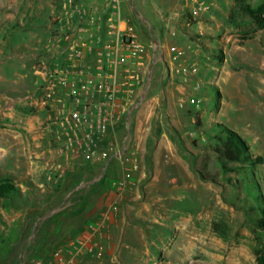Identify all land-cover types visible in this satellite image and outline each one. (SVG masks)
I'll return each mask as SVG.
<instances>
[{
    "label": "rangeland",
    "instance_id": "obj_1",
    "mask_svg": "<svg viewBox=\"0 0 264 264\" xmlns=\"http://www.w3.org/2000/svg\"><path fill=\"white\" fill-rule=\"evenodd\" d=\"M54 1L0 0V103L3 108L8 106L5 111L12 114L11 124L18 125H0V180H12L20 193L0 198V264H37L41 260L47 264L50 256L41 247L40 225L43 218L52 225L59 189L52 180L45 189L38 185L45 177L37 176L36 163L32 166L29 161L33 159L25 153L46 147H26L20 134H25L22 128L28 116L39 117L41 134L47 135L51 148L57 147L43 126L47 113L35 102L38 57L30 56L37 52L36 47L41 51L50 37L49 26L57 11ZM247 1L253 7L264 4V0ZM217 2L220 26L197 33L192 42H179L172 32L185 33L182 23L188 26L198 21L193 15L197 6L179 16L172 31L159 15L147 17L155 27L150 28L140 26L129 13L148 54L146 82L127 115L135 139L129 138L130 145H137L138 136L147 133L145 151H153L155 137L168 134L177 151L164 143L163 150L176 167L183 168L177 170L183 185L165 188L166 216H154L157 225L148 223L152 220L134 219L133 227L143 231L138 238L129 236L131 241L118 259L94 255L103 264H257L256 252L264 248V231L254 230L258 207L264 203V164L230 163L232 171L225 172L214 151L218 145L216 124L220 123L248 142L252 157H264V29H258L234 0ZM193 30L188 28V33ZM172 47L182 55L175 57ZM188 108L191 110L186 111ZM157 117L163 122L156 123ZM176 119L181 124L171 125ZM122 128L126 135V124ZM134 158L138 160L137 155ZM160 158L166 160L163 155ZM137 162L152 164L150 155L139 156ZM211 239L221 245H214Z\"/></svg>",
    "mask_w": 264,
    "mask_h": 264
},
{
    "label": "crops",
    "instance_id": "obj_2",
    "mask_svg": "<svg viewBox=\"0 0 264 264\" xmlns=\"http://www.w3.org/2000/svg\"><path fill=\"white\" fill-rule=\"evenodd\" d=\"M92 1L103 2L104 0ZM56 2L57 0L53 2L56 5L55 8H57ZM127 4L128 11L135 14L140 26L143 24L146 27L155 28L152 26L153 23L147 19L150 13H153V15H159L161 22L171 31L178 24L175 23L179 16L197 4H204V11L196 23L188 26L185 23L181 24V27L186 30L185 33L175 35L172 32L174 38L179 42L191 41L197 33L201 34L203 30L208 32L213 30L214 26L216 28L220 26L218 19L220 5H218L217 0H129ZM49 28L50 30L54 29L52 25ZM188 28L194 29V32L189 34ZM50 30L47 29V34L51 32ZM211 33L212 31L208 34ZM158 43L159 41L155 42V44ZM42 49L38 51L39 47H36L37 52L30 56L40 57ZM29 50L33 49L30 48ZM154 62L157 63L155 59ZM152 78V76L149 77V84L152 82ZM177 89L183 90L181 86H178ZM168 94L170 96V91ZM38 96L39 94L35 95V101ZM180 104L185 109L183 101ZM7 109L8 106L3 108L0 103V125L18 126L11 124L12 120L9 117H12V114L7 113L5 111ZM168 110L171 114L170 106ZM168 110L165 109L167 112ZM189 110L191 108L186 111ZM140 121L143 122V119ZM158 122H163V119L157 117L156 123ZM124 123L127 126L126 135H124L122 128ZM124 123L115 127V151L106 161L100 160L101 157L90 159L83 155L63 154L58 152L56 147L51 148L47 135L41 134L39 130L41 128V118L39 117L31 118L28 116L24 127H20L25 131V134H20L22 139L20 142L23 145L26 147L33 145L38 148L46 147L42 151L30 149L25 153L27 154L26 158L33 159V161H29L32 166L36 163L34 168L37 176L40 179L45 177L46 181L38 182V185L45 189L52 180L51 183L59 189L55 200L56 207L52 225H49L48 218H43L40 225L44 236V243L41 247L44 252L50 254L47 264L58 251L66 250L76 241H84L86 247L102 246L104 258L112 256L118 259V256L123 253L126 243L131 241L129 236L138 238V235L143 231L137 225L133 227L134 219L152 220L153 222H148L150 225L158 224V219L153 220L154 216L165 219L167 200L165 195L168 193L165 188L168 190L169 187L178 189L183 185V179L178 173L183 168L176 167L178 165H174V161L168 159L167 152L163 150V143L174 153L177 150L174 148L170 136L166 133L160 139L155 137L156 142L153 151H145L147 133L138 136L137 145L131 146V139L129 138L132 137L135 142L134 134L132 136L131 131L132 121L128 118ZM192 123H194V119H192ZM179 124H181L180 120L176 119L171 125L179 126ZM174 133L179 137L176 131ZM11 136L15 135L12 134ZM144 152L148 158L150 155L151 165L148 162H146L147 164L137 162L139 156L142 158L146 156ZM134 155L138 156V160L134 158ZM162 155L166 158L163 162L160 158ZM129 156H133L132 159L128 158ZM34 159L37 161L34 162ZM113 163L114 165H112ZM93 223L97 226L96 232L88 230V225ZM194 240L197 239L194 238ZM211 240L214 241V245H221L218 240ZM50 244L52 246L48 247ZM103 263L86 251L79 255L75 262V264Z\"/></svg>",
    "mask_w": 264,
    "mask_h": 264
},
{
    "label": "built area",
    "instance_id": "obj_3",
    "mask_svg": "<svg viewBox=\"0 0 264 264\" xmlns=\"http://www.w3.org/2000/svg\"><path fill=\"white\" fill-rule=\"evenodd\" d=\"M128 1L57 0L54 29L35 66V102L47 113L43 126L60 153L106 161L115 151V127L140 97L148 54L131 22ZM195 6L198 18L205 5ZM88 230L96 232V224ZM86 246L76 241L48 264H75L84 251L102 256V246Z\"/></svg>",
    "mask_w": 264,
    "mask_h": 264
},
{
    "label": "trees",
    "instance_id": "obj_4",
    "mask_svg": "<svg viewBox=\"0 0 264 264\" xmlns=\"http://www.w3.org/2000/svg\"><path fill=\"white\" fill-rule=\"evenodd\" d=\"M238 9L248 17L258 29H264V4L253 7L247 0H234ZM218 59L223 62L224 58L220 55ZM197 126L199 123L196 124ZM219 128L216 139L218 145L214 147V151L222 163V170L225 172L232 171L230 163H241L245 165H261L264 164V157H252L251 147L248 142L236 131L229 129L224 124L217 123ZM15 183L10 179L0 180V198L10 199L12 196L19 195ZM259 216L254 224L255 231H264V203L258 207ZM257 264H264V248L261 247L256 252Z\"/></svg>",
    "mask_w": 264,
    "mask_h": 264
},
{
    "label": "flooded vegetation",
    "instance_id": "obj_5",
    "mask_svg": "<svg viewBox=\"0 0 264 264\" xmlns=\"http://www.w3.org/2000/svg\"><path fill=\"white\" fill-rule=\"evenodd\" d=\"M132 16H135V14H132ZM133 18H134V17H133ZM135 18H136V16H135ZM135 18H134V19H135Z\"/></svg>",
    "mask_w": 264,
    "mask_h": 264
},
{
    "label": "bare ground",
    "instance_id": "obj_6",
    "mask_svg": "<svg viewBox=\"0 0 264 264\" xmlns=\"http://www.w3.org/2000/svg\"><path fill=\"white\" fill-rule=\"evenodd\" d=\"M222 258V257H221ZM227 260V259H226ZM229 260H231V257H229Z\"/></svg>",
    "mask_w": 264,
    "mask_h": 264
}]
</instances>
